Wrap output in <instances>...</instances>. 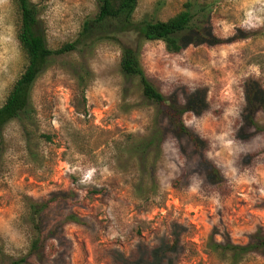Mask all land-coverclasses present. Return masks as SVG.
<instances>
[{"label": "rangeland", "instance_id": "rangeland-1", "mask_svg": "<svg viewBox=\"0 0 264 264\" xmlns=\"http://www.w3.org/2000/svg\"><path fill=\"white\" fill-rule=\"evenodd\" d=\"M31 1L50 49L79 40L100 2ZM187 3L195 19L182 53L132 32L52 59L38 78L31 151L18 121L3 130L0 264L28 254L35 231L24 216L31 200L53 201V208L42 229L45 262L30 264H126L123 257L145 264L161 247L160 264H229L212 252V234L237 245L264 236V114L255 113L259 128L243 117L246 82L264 87V0H140L135 18L166 21ZM17 24L12 0H0V107L26 66ZM122 45L139 53L148 79L168 99L183 105L198 91L206 94L207 110L185 117L202 149L168 134L141 166L132 161L128 136L149 139L158 107L122 74ZM80 65L91 72L85 103L75 77ZM205 160L218 169L220 186ZM69 214L79 224L65 223ZM240 264H264V256Z\"/></svg>", "mask_w": 264, "mask_h": 264}, {"label": "trees", "instance_id": "trees-1", "mask_svg": "<svg viewBox=\"0 0 264 264\" xmlns=\"http://www.w3.org/2000/svg\"><path fill=\"white\" fill-rule=\"evenodd\" d=\"M140 0H100L99 9L94 19L87 21L81 33V38L73 43H67L57 49H50L47 46L46 36L42 29L39 19V11L31 0H12L18 16L17 40L21 53L26 61L23 72L11 86L5 102L0 107V149L3 141V130L12 121H18L23 129L29 150L31 133L28 131L34 114L32 103L35 83L48 67L52 59L69 55L76 52L81 46H88L95 41L113 40L120 41L124 35L132 32L137 33L144 41H162L170 54H180L187 45V33L191 31L195 14L193 5L187 3L184 9L166 21L156 20L137 21L135 18L136 10ZM203 24L206 22L207 10L202 8ZM199 36H204L202 32ZM215 43L218 39L213 38ZM121 42V41H120ZM120 69L122 74L128 79H135L139 85L142 96L158 107V121L154 120L153 134L149 139H137L128 136L133 141L130 149L132 161L141 166L151 146L160 145L165 142L167 135L172 134L176 137L189 139L198 149H202L204 141L197 139L186 125L185 117L187 114L201 116L207 108L206 94L198 91L190 97L183 105L176 99H168L158 88L148 79L147 74L141 64L139 53L130 46L121 47ZM79 94L86 102L85 95L91 81V72L80 65L75 73ZM245 110L243 117L253 128H259L256 112L264 114V87L259 81L249 80L244 86ZM157 123V124H156ZM168 125V129L163 125ZM159 148V149H160ZM158 149V150H159ZM35 156L33 152H30ZM205 159V154L202 153ZM214 177L213 181L218 186L221 185L218 169L209 161L205 160ZM136 184H139L137 182ZM139 194L141 186L136 187ZM68 195L59 196L56 200H67ZM55 200V201H56ZM56 201V202H57ZM53 201L36 202L31 200L27 205L25 219L27 224L35 231V236L30 243L28 254L20 259L12 261L11 264H30V259L38 262H45L46 259V239L43 226ZM80 217L69 214L64 222L67 224H79ZM226 239V238H224ZM210 248L222 260L229 264H240L246 257L252 254L264 256V236L245 245H237L229 239L219 242L213 234L210 237ZM166 252L164 247L155 252L151 263L160 264L163 254ZM126 264H136L129 262L123 257ZM124 261V262H125ZM139 264V263H137Z\"/></svg>", "mask_w": 264, "mask_h": 264}]
</instances>
